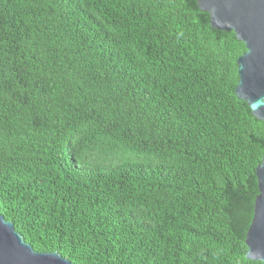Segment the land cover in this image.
Listing matches in <instances>:
<instances>
[{"label":"trees","instance_id":"trees-1","mask_svg":"<svg viewBox=\"0 0 264 264\" xmlns=\"http://www.w3.org/2000/svg\"><path fill=\"white\" fill-rule=\"evenodd\" d=\"M245 50L198 0H0L1 214L73 264H264Z\"/></svg>","mask_w":264,"mask_h":264},{"label":"water","instance_id":"water-1","mask_svg":"<svg viewBox=\"0 0 264 264\" xmlns=\"http://www.w3.org/2000/svg\"><path fill=\"white\" fill-rule=\"evenodd\" d=\"M214 28L235 32L246 50L238 58L237 96L264 121V0H198ZM259 193L246 233L249 259L264 263V153L256 167ZM0 264H73L58 251H36L0 212Z\"/></svg>","mask_w":264,"mask_h":264}]
</instances>
